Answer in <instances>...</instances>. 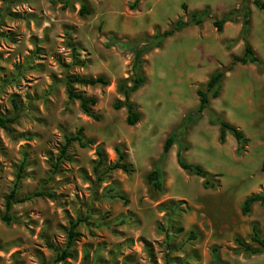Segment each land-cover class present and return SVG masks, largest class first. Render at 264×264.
<instances>
[{
    "label": "rangeland",
    "instance_id": "obj_1",
    "mask_svg": "<svg viewBox=\"0 0 264 264\" xmlns=\"http://www.w3.org/2000/svg\"><path fill=\"white\" fill-rule=\"evenodd\" d=\"M84 1L90 13L80 15L75 0L66 7L62 0H0V116L13 115L12 101L21 114L9 130L0 128V213L11 189L17 197L45 193L13 204L8 214L15 221L0 220V264H214L213 247L222 264H264V253L246 255L234 241L239 236L257 247L249 240L253 223L264 236V203H254L245 215L240 211L247 196L264 192V12L250 0H138L132 9L134 0ZM242 6L250 13L246 40L253 48L255 39L261 62L231 66V57L243 51L242 40L227 47L240 32ZM203 9L207 17L200 24H188L141 53L144 83L129 97L140 118L126 124V108L113 103L124 99L117 83L137 72L132 48L147 46L155 32ZM231 12L233 21L217 31L210 19ZM119 40L129 45H115ZM74 57L85 63H73ZM229 66L218 96L209 97L184 136V160L213 174L214 186L203 187L202 178L177 165L173 144L157 191L146 174L165 137L197 107L196 89ZM69 74L107 79L103 86L75 85L96 98L99 120L67 99ZM222 83L223 99L233 98V108L219 98ZM210 111L243 132L244 150H236L230 133L218 141ZM79 129L93 143L73 142L61 156L65 136ZM115 147L128 172L106 169L116 160ZM97 148L104 164L95 169ZM85 216L71 257L54 262L48 244L62 249L69 221Z\"/></svg>",
    "mask_w": 264,
    "mask_h": 264
},
{
    "label": "trees",
    "instance_id": "obj_2",
    "mask_svg": "<svg viewBox=\"0 0 264 264\" xmlns=\"http://www.w3.org/2000/svg\"><path fill=\"white\" fill-rule=\"evenodd\" d=\"M4 3H7L9 0H1ZM72 0H62V6L66 7L71 4ZM79 3L80 7L78 13L82 14H89L90 10L88 9L86 2L84 0H75ZM138 0H134L133 4L130 5V8H134ZM253 6H255L258 10L264 12V1L263 0H250ZM241 16H242V24L241 29L238 36L234 39H231L228 42L227 47L231 44H234L238 40L243 41V51L239 56L233 55L231 57V66L235 63H239L242 65L245 64H252V63H260V58L252 48V46L247 42L246 37L248 33V28L250 25V13L249 11L241 7ZM233 12L228 13L227 15L221 17L220 19H210L212 25L216 28L217 31H221L223 23L226 21H233ZM207 17L206 10L203 9L201 11H193L189 14V18L187 20L178 19L175 21L172 27L168 30L163 31L162 33L155 32L149 39L148 45L142 48L136 49L132 48L135 54V59L133 62L134 68L137 70L135 75L131 79H124L120 80L117 83V90L118 92L124 97L122 101L118 100L113 103V108L118 109L120 107L126 108V118L125 122L128 125H134L138 122L140 115L135 110V106L133 103L130 102L129 97L130 94L136 91L139 87H141L144 83V77L141 75L140 66H139V56L142 52L146 49H151L154 47L159 46L160 42L172 35L175 31L180 30L182 27L188 24H200L205 18ZM131 44V43H130ZM115 45L119 47H126L129 45V41L119 40L115 42ZM74 50V48H73ZM76 50V47H75ZM73 63L83 65L85 60H77L76 57L73 59ZM230 69V66L222 69L216 70L212 72L205 84L204 88L198 87L196 89V95L198 96V105L197 107L189 112L180 122L177 128L171 131L164 139L161 149V154L157 162H155L151 169L146 174V179L148 183L157 191H162V178H163V171H162V160L164 159L165 155L171 148L173 144H176V151H175V159L177 165L184 171L200 177L203 179V187L205 188H212L215 184V180L213 179L215 176L210 174L206 171L202 166L198 164L189 163L184 160L183 153L188 149V144L184 140L186 130L201 117V113L203 110L207 109V105L210 98H215L218 96L220 91V84L223 79L224 73ZM127 81L130 84H127ZM108 83L107 79L104 76L97 75V76H85V75H78V74H69L65 76V92L67 95V99L69 101L77 100L79 104L80 110L85 113L86 115L90 116L94 120H99L100 116L94 111V106L96 105V98L94 96L86 95L84 91L78 90L75 85L79 86H95V85H106ZM13 104V115L12 116H0V128L5 130L10 129V124L14 123V121L20 117V110L15 101H12ZM209 123L218 125V141L223 143L225 140L226 133H230L236 142V150L238 152L244 150L245 144L247 139L245 138L243 132L238 129L236 126L229 124L228 122L224 121L219 114H216L212 111L209 112ZM77 143L80 147H85L88 144H92V139H84L81 135V129L75 132L72 135L65 136L64 144L61 147L60 155L64 156L66 153V149L70 146L71 143ZM115 152L117 154L116 160L107 166V170L111 169H120L124 172H128L130 170L129 165L124 162V154L120 150V148L115 147ZM96 165L95 169L104 164V155L103 152L97 148L96 149ZM53 168L56 169V165H53ZM261 170L264 171V161L261 163ZM45 195L42 191H36L30 195L24 196H16V192L14 189H11L8 194L5 195L4 201V213H0V220L5 223H9L11 221H15L14 218L10 217L8 211L11 209L12 205L15 203H21L23 201L29 200L32 197L42 196ZM49 197H51L50 194ZM119 198L123 199V197L118 196ZM256 202L264 203V192L253 193L247 196L243 204L241 206V213L247 214L250 212L252 205ZM87 221V217L84 218L78 217L74 221H69V227L66 231L65 242L62 249L58 248V246L49 243L48 247L55 252L54 262L63 261L67 257H71L72 253L70 249L73 245L75 237L79 235V232L76 231L77 226L80 223H84ZM249 240L254 243L257 247L252 248L249 243L242 240L239 236L234 237V241L239 247L240 251L246 255L256 254V253H264V236H261L257 230L256 223L251 225V233L249 236ZM170 246V244H168ZM212 257L214 264H222L219 261V258L216 254V248H212Z\"/></svg>",
    "mask_w": 264,
    "mask_h": 264
},
{
    "label": "crops",
    "instance_id": "obj_3",
    "mask_svg": "<svg viewBox=\"0 0 264 264\" xmlns=\"http://www.w3.org/2000/svg\"><path fill=\"white\" fill-rule=\"evenodd\" d=\"M253 13V12H252ZM252 21H253V19H252ZM254 33L251 31V39H252V37L254 36L253 35ZM252 41V45H253V48L255 49V45H254V43L253 42H255V39H252L251 40ZM256 42H260L259 41V39H256ZM257 44V43H256ZM256 50V49H255ZM229 85H231V84H227V83H224V87L227 89V86H229ZM231 95H232V97H233V83H232V93H231ZM230 95V96H231ZM226 97V94H225V92L223 91V83H222V86H221V93H220V95H219V98L220 97H222V100H224L225 101V104L227 103V105L229 106V107H232L233 108V98H231V99H228V100H225V99H223V97ZM229 96V97H230Z\"/></svg>",
    "mask_w": 264,
    "mask_h": 264
}]
</instances>
